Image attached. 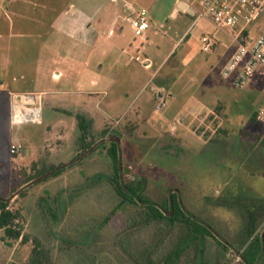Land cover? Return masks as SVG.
<instances>
[{
    "label": "rangeland",
    "instance_id": "1",
    "mask_svg": "<svg viewBox=\"0 0 264 264\" xmlns=\"http://www.w3.org/2000/svg\"><path fill=\"white\" fill-rule=\"evenodd\" d=\"M126 1L138 11L145 9L152 21L139 57L150 58L153 67L145 69L129 54L122 55L119 66L112 65L110 59L103 61L102 69L96 65V73L101 75L121 73L136 79L104 86L111 96L119 99L122 95L123 99L120 105L108 108V113H101L98 123H92L87 142L94 145L105 139L102 144L60 175L28 187L10 202V210L23 216L29 241L8 239L0 229V264H27L34 248L41 264H241L232 253L225 260L213 237L191 243L184 223L170 224L149 216L143 201L169 212L172 190H178L179 194H174L189 215L208 225L228 244L232 243L229 237L233 230L250 222L252 210L248 205H261V214L253 223L264 224V174H257L259 179L247 191L238 192L236 187V193L232 183L233 169L243 163L242 159L264 155V126L255 118L264 94V69L256 71L246 88L237 89L232 77L225 79L220 74L229 57L223 53L232 44L227 33L204 19L194 24L189 16L172 17L177 0ZM10 3L0 1L1 74L10 68L17 44H34V39H8L14 25L36 33L49 27L58 14L62 15L60 24L65 26L81 19L64 13L75 3L73 0L17 2L15 6L27 17L15 16ZM85 3L105 9L100 20L106 19L109 11L113 15L115 11L124 13L119 0ZM132 14L128 10L125 17ZM119 24L125 28L124 35L117 33L115 42L123 47L139 46L141 41L135 40L132 28L122 20ZM262 31L264 17L248 29L255 37ZM204 37L211 43L210 51L203 50ZM22 83L29 87L26 81ZM158 92L167 96L160 100ZM47 114L56 115L45 106L44 116ZM9 128L0 121L3 199L15 195L34 176L45 174L49 165H60L53 158L68 155L69 160L62 162L65 164L83 153L81 132L73 126L48 140L45 154L35 162L26 159L19 162L20 169L11 171V146L22 144L27 149L30 146L24 138L36 136L41 129L36 125ZM112 136L121 139L122 167L120 171L118 150V169L123 185L140 195L143 201L138 197L142 201L139 205L122 202L108 181L115 173L109 155L112 142L108 139ZM250 141L254 145H246ZM248 162L246 168H253V160ZM227 179L231 183L223 186L222 181ZM181 251V257L173 261ZM169 254L171 258L167 259Z\"/></svg>",
    "mask_w": 264,
    "mask_h": 264
},
{
    "label": "crops",
    "instance_id": "2",
    "mask_svg": "<svg viewBox=\"0 0 264 264\" xmlns=\"http://www.w3.org/2000/svg\"><path fill=\"white\" fill-rule=\"evenodd\" d=\"M0 1H10V9L15 16L27 17L26 14L19 11L15 4L20 1L30 2L31 0ZM73 1L75 3H72L64 13L66 15L70 12L72 16L81 18L77 20L75 25L65 26L60 24L62 15L58 14L56 16L57 19L43 31L33 33L24 26H19L17 29L15 25L9 29L8 39L11 41L20 38L34 39V44L31 45L25 41L17 44L15 50L16 56L13 62L10 63V68L5 69L2 74L0 73V121L5 126L8 124L9 129H12L10 114L11 96L13 94L40 95L43 99L44 107L47 106L56 113L54 117H50L48 114L44 116L43 124L38 126L42 131L40 130L36 136L28 135L24 138L30 147L26 149L21 144L24 147V153L21 158H13L10 154V164L8 166L11 171L20 169L19 162H23L26 159L35 162L38 157H41L43 153L45 154L46 147L49 145L47 141L51 140L57 134L62 132L65 134L66 130L73 126H76L80 130L76 118L77 114L87 115L95 123H98L101 120V113H108V108L120 105L123 96L121 95L119 99L111 96L104 86H110L112 83L119 82V80L135 81L136 79L133 76H123L121 73L117 76L96 73L97 66L99 69H102L104 66L103 61L105 63L106 60L109 61L110 59L112 65L119 66L121 65L122 55L129 54L133 60L132 57L142 53L144 46L140 49V53H138V45L129 44L127 47H123L114 40L117 33L122 32V35H124L125 28L119 24V20H122L131 29L125 14L130 8L135 9L133 4L126 0H119L122 2L124 13L121 14L115 11L113 15L109 11L107 18L100 20L99 16L106 13L105 9H96L94 5L91 7L85 3H93L98 0ZM47 8L48 6H46ZM179 8L180 3L177 0L171 12L172 17L178 15L177 11ZM224 32L228 34V32ZM2 37L0 35V39ZM253 37L255 36L253 35ZM12 42H10L9 46L11 49H14ZM177 46L178 42L172 51ZM235 49L236 45L232 41L228 51L223 54H228L229 59ZM22 81H26L29 87H26ZM163 95L164 97L167 96L166 94ZM263 97L264 94L261 96L257 106H259ZM253 143L250 141L246 145H254ZM251 157V155H248L242 159L243 163L240 162L233 169L232 178L234 181L232 183L236 193V187H238V192L241 190L247 191L253 185V181L259 179L257 174H264V155L262 157L259 156V158L256 156L257 158L255 159ZM53 160H58L60 165H62L64 164L62 162L69 160V156L59 155V157H55ZM248 160H253L251 163L253 168H246L245 165L249 163ZM52 166L58 167L57 164H52L48 167ZM230 183L231 181L229 179L222 181L223 186L229 185ZM261 199H264V195ZM247 208L252 210V212H249V215L253 214L255 218L261 214V205L251 207L248 205ZM249 219L250 222L244 224L245 226L243 228L239 226L234 229L232 232L233 235L229 237L234 247L230 253L236 256L241 264H244L240 255L243 250L240 249L242 247L241 241L245 239L243 235L252 232L251 225L253 221L251 218ZM255 227L256 229L248 244L256 235L260 236L264 241V224L261 223L258 226L255 225ZM228 257L229 254H227Z\"/></svg>",
    "mask_w": 264,
    "mask_h": 264
},
{
    "label": "built area",
    "instance_id": "3",
    "mask_svg": "<svg viewBox=\"0 0 264 264\" xmlns=\"http://www.w3.org/2000/svg\"><path fill=\"white\" fill-rule=\"evenodd\" d=\"M117 1V0H113ZM177 13L194 19V24L207 20L218 29L228 32L236 49L223 65L221 76L233 78L237 89H244L258 69H264V31L257 37L250 36L249 27L264 17V0H179ZM133 14L126 18L134 31L135 40L139 39L140 49L147 42V32L152 28V21L145 9L138 11L130 8ZM203 50L210 51L211 43L207 37L202 39ZM144 68L150 69L149 58L141 59L139 55L132 57ZM43 99L34 94H13L11 96L10 122L12 126L36 125L44 122ZM257 121L264 126V97L257 109ZM21 144L12 145L10 154L13 158L23 156Z\"/></svg>",
    "mask_w": 264,
    "mask_h": 264
},
{
    "label": "trees",
    "instance_id": "4",
    "mask_svg": "<svg viewBox=\"0 0 264 264\" xmlns=\"http://www.w3.org/2000/svg\"><path fill=\"white\" fill-rule=\"evenodd\" d=\"M76 118L78 120L79 129L81 132V138H80V151L84 152L88 148H90L93 144H88V134L91 130L93 120L84 114H77ZM255 118L257 120V112L255 115ZM109 155L112 158L114 164H115V173L113 177H111L108 181L113 186L114 190L116 191L117 195L121 197L122 202H129L131 204L139 205L137 202L135 196L139 197L142 201L143 199L140 197V195L136 194V192L132 191L131 188L127 185V188L124 189L121 179H120V173L118 169V146L116 143H111V148L109 150ZM56 168V166L48 167L44 169V173L49 172L50 170ZM64 170V169H63ZM56 172L54 177L60 175L62 171ZM38 176V175H37ZM37 176H34L30 180H28L26 183L31 182L34 180ZM1 198V197H0ZM173 202H174V214L173 216H166L167 211L158 208L157 206L153 204H147V202L143 201V205L145 208L147 207L149 209V216H151L155 220L164 219L168 221L170 224H175V222L184 223V225L187 228V237L188 239H191V243L194 242H200L206 237H213L219 247L222 250V257L226 260L227 254H229L233 249V243H224L221 241L220 238L216 237L214 233L208 228V225L204 224L203 222H200L196 219H194L191 215L188 214L187 211L184 210V208L178 203V196L177 194L173 195ZM10 202L3 201L0 199V229L4 230L5 236L8 239L11 240H20L23 243H26L29 241L28 235L24 233V224L25 221L23 219V216L19 211H13L9 208ZM250 218L252 221H254L255 216L253 214H250ZM252 232L250 234L247 233L245 239L241 241L242 247L240 248L242 250L241 252V259L244 264H264V247H263V239L256 235L251 242L248 244L249 240L252 237V234L254 233L256 227L254 223L251 225ZM220 237V236H219ZM248 244V245H247ZM246 246V247H245ZM184 251H181L179 253H176L174 257L172 258L173 261L176 258H180ZM171 258V255L169 254L167 259ZM27 264H41V257H39L38 250L34 248L33 250V256L29 263Z\"/></svg>",
    "mask_w": 264,
    "mask_h": 264
},
{
    "label": "water",
    "instance_id": "5",
    "mask_svg": "<svg viewBox=\"0 0 264 264\" xmlns=\"http://www.w3.org/2000/svg\"><path fill=\"white\" fill-rule=\"evenodd\" d=\"M158 98L161 100L163 98V93H159L158 94ZM110 142H114L117 144L118 146V150H119V168H120V171H121V139L117 138V137H110L108 139ZM105 141V139H102L100 141H98L97 143H95L92 147H90L88 150H86L85 152H83L82 154H80L77 158H74L72 159L71 161H69L68 163H65V164H62L52 170H50L49 172L43 174L42 176H39L37 178H35L34 180H32L31 182H29L27 185H25L23 188H21L15 195L11 196L10 198L8 199H3V198H0L1 200L3 201H7V202H11L15 196L19 195L23 190L27 189L28 187L36 184V183H39L41 182L42 180L54 175L56 172L58 171H61L65 168H68L76 163H78L79 161H81L83 158H85L88 154H90L92 151H94L100 144H102L103 142ZM120 178H121V183L123 185V178H122V174L120 173ZM124 186V185H123ZM125 188V186H124ZM126 189V188H125ZM174 193H177L179 194L178 190H172L170 192V211L168 213H166V216H171L172 213H173V209H174V202H173V194ZM136 200L138 203H142V201L137 197L135 196ZM209 228V227H208ZM211 230V228H209ZM212 231V230H211ZM214 235L218 238H220L215 232H213ZM221 239V238H220ZM222 242L226 243L223 239H221ZM227 244V243H226ZM264 244V243H263ZM264 247V245H263Z\"/></svg>",
    "mask_w": 264,
    "mask_h": 264
}]
</instances>
